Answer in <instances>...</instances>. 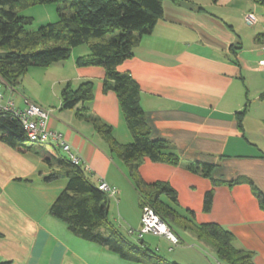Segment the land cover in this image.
Segmentation results:
<instances>
[{
	"label": "crops",
	"instance_id": "0c3cea01",
	"mask_svg": "<svg viewBox=\"0 0 264 264\" xmlns=\"http://www.w3.org/2000/svg\"><path fill=\"white\" fill-rule=\"evenodd\" d=\"M186 1L197 8L163 0L162 17L140 36L134 55L118 65L138 83L150 138L167 141L180 156L177 164L144 156L139 173L147 183L168 182L177 192L179 212L192 210L197 224H220L234 234L237 248L253 251L255 263L264 264V69L259 66L264 60V4ZM37 9L47 11L41 14L42 25L59 20L56 3L31 6L20 14L35 20ZM248 12L257 14L256 24H246ZM89 51L83 43L67 59L29 67L15 87L5 86V100L23 108L29 99L50 112L49 127L61 132L83 158L90 178L117 188L110 196L109 218L129 234L130 228H140L142 216L129 173L132 161L114 156L93 123L78 115L82 103L63 107L61 92L67 84L75 88L92 81L88 110L112 127L117 142L133 141L116 92L105 89V68L77 63ZM47 150L53 153L50 161L43 158ZM63 156L48 143H28L19 150L0 139V264H146L84 238L51 213L67 181L59 162ZM192 162L211 165L210 174L189 169ZM210 190L212 207L206 211ZM177 229L181 242L152 233L143 242L172 253L173 259L165 258L179 264H211L207 250L198 259L187 256L197 243L210 244L190 229ZM129 236L136 241V235ZM187 239L188 246H178Z\"/></svg>",
	"mask_w": 264,
	"mask_h": 264
},
{
	"label": "trees",
	"instance_id": "16d2710c",
	"mask_svg": "<svg viewBox=\"0 0 264 264\" xmlns=\"http://www.w3.org/2000/svg\"><path fill=\"white\" fill-rule=\"evenodd\" d=\"M179 1V0H174ZM264 4V0H257ZM163 0H0V76L5 86L15 87L31 66H46L67 59L74 46L86 43L89 53L77 59L79 65H100L106 70V90L118 96L124 117L133 134L128 144L117 142L112 127L92 114L85 105L94 97V83L84 81L77 87L67 84L61 92L64 108H74L78 115L91 121L110 145L112 154L130 164L132 178L140 195L141 206H152L181 242L180 229H190L200 239L216 246L219 256L229 264H256L255 253L234 245V234L220 224H197L194 212L178 210L176 190L165 181L145 182L139 165L144 156L156 161L177 164L180 156L170 149L167 141L150 138L144 109L140 104V88L129 72H121L118 65L134 55L140 36L151 31L162 17ZM56 3L59 20L30 30L31 18L20 14L37 4ZM264 36V34H263ZM3 88V89H4ZM245 111L239 112L241 117ZM0 139L19 150L29 142L21 121L12 112L0 110ZM59 150V148H56ZM53 153L46 151L44 160ZM66 185L51 207V213L68 223L69 228L84 238L98 242L119 253L123 258L146 264H179L155 254L144 244L124 234L109 218L110 196L93 181L82 165H74L65 156ZM188 168L209 175L212 166L192 162ZM60 174V172H59ZM56 174L50 175L55 177ZM49 178V177H47ZM261 197V193L256 191ZM213 191L206 193L204 210L212 207ZM264 207V198L261 199ZM107 227H106V226Z\"/></svg>",
	"mask_w": 264,
	"mask_h": 264
},
{
	"label": "built area",
	"instance_id": "2783aa9c",
	"mask_svg": "<svg viewBox=\"0 0 264 264\" xmlns=\"http://www.w3.org/2000/svg\"><path fill=\"white\" fill-rule=\"evenodd\" d=\"M245 19L249 25L256 24L259 17L254 12H248ZM264 34V22H263ZM259 66L264 69V60L259 61ZM4 81L0 76V110L12 112L19 118L22 128L31 143H48L55 148L61 149L66 153L69 161L74 165H82L83 158L66 141L63 134L49 127L48 120L50 112L35 102L26 99L25 106L20 108L15 105L13 100H5ZM98 186L109 196L117 192L115 186H110L107 182L100 180ZM129 234L141 238L146 233L163 235L172 243H178L179 239L169 228L168 224L160 217L154 208L148 204L142 206L141 226L139 229L130 228Z\"/></svg>",
	"mask_w": 264,
	"mask_h": 264
},
{
	"label": "rangeland",
	"instance_id": "374dc122",
	"mask_svg": "<svg viewBox=\"0 0 264 264\" xmlns=\"http://www.w3.org/2000/svg\"><path fill=\"white\" fill-rule=\"evenodd\" d=\"M38 5V4H37ZM35 6V5H34ZM47 11H45L44 9H37L36 10V18L34 20V18L32 16H29L31 18V23L27 26L28 29H38L42 24L40 23V18H41V14L43 15V13H46ZM59 19V18H58ZM57 19V20H58ZM50 22V21H49ZM47 23V22H46ZM247 25H249L247 22H246ZM48 149H51L52 148L50 146H47ZM149 234V233H148ZM148 234L146 233L145 235L148 236ZM144 235V236H145ZM132 237V236H131ZM186 241V244H181V245H178V246H188V244H190V240H184ZM136 242H138V240L136 239ZM208 243V242H207ZM175 248H177V246H173ZM152 249H153V252L155 254H160L164 257H167L168 259H173L172 257V253H167L166 250H163V248H160V251H157L156 248L154 246H152ZM179 249H176L178 253ZM204 250H207V252L209 253V256H207L209 262L211 264H229L225 259L221 258L218 254V250L216 248L215 245H213L212 243H210V245H204V244H200V243H197V245L195 246L194 245V248L190 251H187V256L188 258H194V259H198L200 257V253H202L204 255ZM157 254V255H158ZM202 260V259H201Z\"/></svg>",
	"mask_w": 264,
	"mask_h": 264
},
{
	"label": "water",
	"instance_id": "95a60500",
	"mask_svg": "<svg viewBox=\"0 0 264 264\" xmlns=\"http://www.w3.org/2000/svg\"><path fill=\"white\" fill-rule=\"evenodd\" d=\"M180 4L183 5V6H186L188 8H191V9H196L197 6L191 2H188L186 0H180Z\"/></svg>",
	"mask_w": 264,
	"mask_h": 264
}]
</instances>
